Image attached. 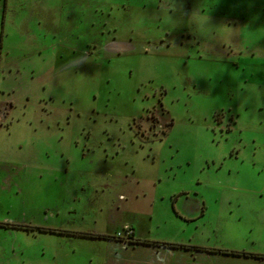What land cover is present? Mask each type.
<instances>
[{"label": "rangeland", "instance_id": "1", "mask_svg": "<svg viewBox=\"0 0 264 264\" xmlns=\"http://www.w3.org/2000/svg\"><path fill=\"white\" fill-rule=\"evenodd\" d=\"M205 6L210 36L173 23ZM246 7L0 0V220L125 236L0 227V264L226 259L145 248L128 241L131 228L141 239L263 247L252 227L264 224V202L252 211L262 198L245 188L264 189V36L246 44L244 33L264 28V13Z\"/></svg>", "mask_w": 264, "mask_h": 264}, {"label": "trees", "instance_id": "2", "mask_svg": "<svg viewBox=\"0 0 264 264\" xmlns=\"http://www.w3.org/2000/svg\"><path fill=\"white\" fill-rule=\"evenodd\" d=\"M6 3V0H5ZM6 6V5H5ZM5 10V7H4ZM2 21L4 22V15L2 16ZM1 44V42H0ZM0 57H1V50H0ZM174 202H175V197H174ZM204 209H205V204L203 203L201 212L198 217L194 218H187L188 221H193L196 220L197 218L201 217L204 215ZM0 227H5V228H18V229H23L26 231H30L33 229H37L39 231H49L51 233H58V234H67V235H79V236H84L86 238H91V239H106V240H112V239H117V240H125L124 235H114V234H109V233H100V232H91V231H80V230H69V229H56L54 227H47V226H40V225H34V224H29V223H18V222H9V221H2L0 220ZM131 234L128 236V241L136 244H144V245H164L167 244L170 247H181L184 249H195V250H202V251H207V252H212V253H223V254H232V255H244V256H252V257H258V258H264L263 253H257V252H250L246 250H238V249H224V248H219V247H206L202 245H195V244H188V243H179V242H170V241H160L158 239H151V238H137L134 236V230L131 228Z\"/></svg>", "mask_w": 264, "mask_h": 264}, {"label": "crops", "instance_id": "3", "mask_svg": "<svg viewBox=\"0 0 264 264\" xmlns=\"http://www.w3.org/2000/svg\"><path fill=\"white\" fill-rule=\"evenodd\" d=\"M242 3L243 5H247L246 7V11L248 8H250L251 10H256L258 13L260 12L261 14L264 13V0H242ZM227 17H235V18H238V19H244V17H239L238 15L236 16H230V15H227ZM237 67V66H236ZM246 192H248L249 195L253 196H257L256 198L259 199L258 195L262 198V200H257L254 203H252V211H259V210H262V203L264 202V189H263V192L260 193L259 189H253V188H249V187H246L245 188ZM243 191V188L241 189L240 192ZM5 228V227H4ZM17 230V228H15ZM253 231H256V230H262L264 231V224L261 223L259 224V222L255 223L252 227ZM261 245L263 246L262 248H256V252L257 253H263L264 254V239L263 237L262 238H259L258 240ZM142 246H144L145 248L147 246H150V245H144L142 244ZM190 251L192 252L191 254L194 255V258H197V257H200V256H215V257H220L222 258L221 256L223 255V253H212V252H207V251H202V250H195V249H184L182 248L181 250L180 249H174V252H182L184 254H180V255H187V252ZM226 256V259H221L219 261V264H264V258H258V257H252V256H244V255H232V254H225Z\"/></svg>", "mask_w": 264, "mask_h": 264}, {"label": "clouds", "instance_id": "4", "mask_svg": "<svg viewBox=\"0 0 264 264\" xmlns=\"http://www.w3.org/2000/svg\"><path fill=\"white\" fill-rule=\"evenodd\" d=\"M175 10L178 8V4L175 3L174 6ZM165 20L169 21V17L165 16ZM175 25L178 27L181 23H183L185 26L189 27V30L196 34V35H203V36H210L211 32L213 31V26L209 22V15L206 6L203 10H201L198 7H195L187 17V20L182 21L180 18L178 20L173 21ZM221 32L223 30H220ZM245 43L248 44L251 41L257 39L259 36H264V28L259 29L255 32H249L245 31ZM250 92L255 93L256 91V85L253 84L250 89Z\"/></svg>", "mask_w": 264, "mask_h": 264}]
</instances>
